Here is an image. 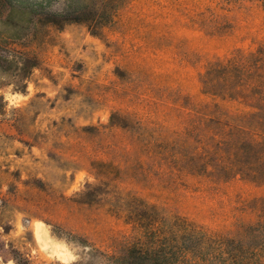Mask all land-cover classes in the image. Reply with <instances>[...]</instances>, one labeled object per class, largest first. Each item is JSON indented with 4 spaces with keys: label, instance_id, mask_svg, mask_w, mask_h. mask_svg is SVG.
I'll use <instances>...</instances> for the list:
<instances>
[{
    "label": "rangeland",
    "instance_id": "rangeland-1",
    "mask_svg": "<svg viewBox=\"0 0 264 264\" xmlns=\"http://www.w3.org/2000/svg\"><path fill=\"white\" fill-rule=\"evenodd\" d=\"M2 1L0 20L100 23L30 24L0 52L17 66L0 71V264H186L177 219L210 238L257 226L264 185L223 175L229 129L264 139L254 84L215 72L264 47V0Z\"/></svg>",
    "mask_w": 264,
    "mask_h": 264
},
{
    "label": "trees",
    "instance_id": "trees-1",
    "mask_svg": "<svg viewBox=\"0 0 264 264\" xmlns=\"http://www.w3.org/2000/svg\"><path fill=\"white\" fill-rule=\"evenodd\" d=\"M5 2L0 0V13ZM14 8L8 9L3 19L0 20V25L4 28L0 32V52H10L11 46L16 44L20 39L28 33L26 26H42L58 27L70 21H84L91 28L99 26V21L96 17L81 14L76 18L68 17V13H52L45 19H33L26 11L15 13ZM40 31L34 32L33 37L37 38ZM13 59L0 54V71L8 72L17 68ZM218 81L224 88L239 87L242 83H253V95L257 100L253 108L259 110L257 114L249 116L247 128L250 129L251 122H257L264 128V47L260 48L255 55L249 56L242 63H229L217 70ZM206 80V84L210 82ZM208 92V91H207ZM214 95L223 94L213 90ZM225 94V93H224ZM238 93L235 91L228 93L227 98L235 100ZM4 111L3 98L0 95V115ZM242 134V132H240ZM234 128L229 129L227 134L226 146L233 150V162L228 172L223 174L224 178L229 179L235 176H240L242 179L264 185V139L256 143L248 137L241 136ZM177 225L184 233H187L191 240L189 246H184L181 249V261L186 264H264V232L258 236L254 234L256 231H264V206L261 210V221L256 227L246 226L241 227L237 232L236 238H210L205 234L195 233L189 224L184 220L177 219ZM258 240L255 241V238ZM248 238H251L248 239ZM249 240L248 244H243L242 240ZM251 241V242H250ZM210 246L211 252L206 253L204 248ZM249 258V259H248Z\"/></svg>",
    "mask_w": 264,
    "mask_h": 264
}]
</instances>
